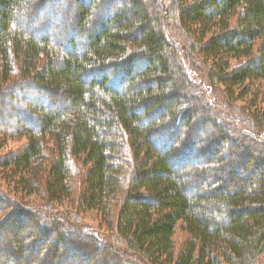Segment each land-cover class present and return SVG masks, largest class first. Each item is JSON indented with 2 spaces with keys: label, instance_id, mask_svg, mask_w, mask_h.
<instances>
[{
  "label": "trees",
  "instance_id": "16d2710c",
  "mask_svg": "<svg viewBox=\"0 0 264 264\" xmlns=\"http://www.w3.org/2000/svg\"><path fill=\"white\" fill-rule=\"evenodd\" d=\"M83 2L0 0L1 112L15 106L41 125L39 132L24 130L28 145L5 157L15 186L43 202L26 209L0 192V240H16L1 245L8 247L9 264L26 255L22 264H59L65 257L64 264H258L264 172L256 176L254 167L264 168V136L214 112L203 91L206 106L196 104L165 23L182 32L191 57L212 62L205 76L212 88L241 87L264 79V0H174L169 12L158 0ZM74 3L73 37L63 12ZM229 59L247 62L231 68ZM30 96L55 107L34 106ZM201 120L202 135H196ZM211 121L214 127L204 132ZM257 122L264 131V108ZM172 126L177 131L165 146ZM214 140L228 162L201 163L212 154L203 156L200 146ZM241 151L250 153L245 168L235 163ZM196 168L217 175L186 185ZM233 175L244 181L231 184ZM76 180L84 182L77 192ZM53 202H77L76 214L99 212L109 238L84 228L74 213L69 220L52 214ZM14 219L24 223L22 232ZM178 228L188 234L179 250ZM24 233L32 237L26 243L18 239ZM31 252L37 255L30 258Z\"/></svg>",
  "mask_w": 264,
  "mask_h": 264
},
{
  "label": "rangeland",
  "instance_id": "374dc122",
  "mask_svg": "<svg viewBox=\"0 0 264 264\" xmlns=\"http://www.w3.org/2000/svg\"><path fill=\"white\" fill-rule=\"evenodd\" d=\"M85 2H83L84 4H87V0H84ZM123 1V0H120ZM174 0H158V2L163 3V5L167 6V11L169 12L173 5ZM125 2V0H124ZM181 2V1H179ZM71 7V6H70ZM174 7V6H173ZM111 10L117 8L114 6L113 7H109ZM70 12L69 13H65L63 12V16L64 19L70 16V22L71 26L68 28V36H76L77 34V24H78V20L76 18H72L71 19V15L77 14L78 12V5L76 3L73 4V8L69 9ZM51 17L49 16L50 19ZM46 19V20H47ZM69 19V18H68ZM165 22H167V20H165ZM165 29L167 31V35L168 37L174 42V46H178L181 56L183 55V61H185V65L188 69H186V71L188 72V75L190 77L189 81H191L192 84V88H191V92H193V90L195 91V93L193 94L194 100L196 102L197 105H199V107H205L206 105L204 104V99L199 98L201 94V92H205L206 97L209 99L210 103H213V110L215 111H222L221 113L226 117V118H230L234 123V125H236L238 128H241L242 130H249L251 132H254L257 135L260 136H264V131L262 130L261 132V128L258 126V119L262 117V113H263V108H264V79H259V80H253L251 82H246L245 85L239 87V86H226L223 84H217L215 88H212V85L210 83V81H208L207 74L209 72V69H214V66L212 64L211 61H205L204 57H201L200 59H196L190 56V50L191 47L186 43H184V35L182 34V32L178 29V27H174L173 23H170L169 25L165 23ZM95 31V29H93ZM44 31V29H40V32L42 33ZM67 36V37H68ZM209 37V36H208ZM196 37H194L195 39ZM194 39L192 40V45L196 44L197 42H194ZM78 42V40H77ZM79 44V42H78ZM191 45V46H192ZM70 53H72L74 50L69 49ZM196 51V50H195ZM194 50H192L193 55L194 56H198L197 51L195 52ZM190 57V58H189ZM196 59V60H195ZM226 61V60H224ZM208 63L207 65L204 63ZM247 61H245L244 59L240 60V61H236V60H230L229 59V63H230V67L231 68H236L238 67L240 64H244ZM206 76V77H205ZM115 77H112L111 79V85L113 86L114 89L117 90H121V86H119V84H115L114 81ZM21 96V95H20ZM35 96L37 97V94H35ZM19 97V96H18ZM183 97L184 99H186L187 97L184 96H180ZM192 97V95H191ZM21 98V97H20ZM189 99V98H188ZM201 101H198V100ZM27 100V99H26ZM28 101V100H27ZM29 103L33 104L34 106H44L45 108H47V110H51V108H54L55 105L52 106V103L49 99L47 98H43L42 99H37L34 97H29ZM1 107V104H0ZM218 108V110H217ZM1 110H3V108H0V127H2L4 130H1L0 132V192L3 193V191L8 194L9 196H11V199L13 202H17L18 205L23 206L26 209H31V210H35L37 208V206H40L43 204L42 200L35 194L31 195V196H27L26 192L21 191V189L17 186H15L14 183V177L12 176V172H11V168L10 169H6L4 167V163H5V157L13 154L23 148H25L28 143H29V138L27 136H25V132L23 133L24 130H28V129H32L36 132H39V129L41 128V125L35 122V120L33 119L34 117L31 116L29 113H27L26 111H20L22 110L21 108H17L15 109L14 107H10L7 108V110H4V112H1ZM2 113V115H1ZM155 115V114H154ZM18 119V121H22L23 126H17V122H16V118ZM219 117V116H218ZM215 118V116H214ZM217 118V117H216ZM218 122L222 123L221 120H217ZM204 120H201L199 123L196 124V129L195 132L197 133L196 135H202V132L200 133V131L198 132V130H200L202 128V125H204ZM35 124L34 126H29L28 124ZM212 123V121H211ZM211 127H214V123H212L211 125L209 124V126H207L204 130V132H206L207 130H210ZM170 128V127H169ZM171 129H169L167 131V138H165L166 144L165 146H167L169 144V141L171 140L172 134L174 135L177 131L176 127H171ZM1 129V128H0ZM19 131V132H17ZM32 132V131H31ZM209 132V131H208ZM191 134V132L189 133V135ZM192 135L195 137V135L192 133ZM204 135V134H203ZM264 139V137H263ZM192 143V142H191ZM213 144V146L208 147V144L206 145V147L200 146L201 149V153H203V156H206L207 154H212V156L201 160V163H206V162H211L214 161L216 157H221L224 161L228 162L230 155H226L225 153H223L222 155H220L217 152V144L214 145L216 142L215 140L211 142ZM220 144V143H218ZM220 148H228V149H232L233 147L231 146H227V144H221L219 145ZM261 148V147H259ZM260 150V149H259ZM248 154L250 153H244L243 151L239 152L238 154V160L235 162L237 163V167H242L244 165H247L246 162H248ZM220 159V158H217ZM193 162H189L186 163V165L184 167H188V165H191ZM199 163V160H198ZM246 163V164H245ZM227 165V164H226ZM225 165V166H226ZM257 166V165H256ZM254 167L256 169L255 175L256 176H261L264 172V168H262L261 166L259 167ZM252 166H250L251 168ZM225 168V167H222ZM240 170V169H239ZM13 171V170H12ZM231 171V170H228ZM205 174L204 170H199L196 168V170L191 174V177L194 176L193 178L190 177V179H187L186 181V185L188 186H193L196 183L199 182L200 178L203 177V175ZM217 174L213 175L216 176ZM76 176V175H75ZM204 176H206L207 180H209L210 178H213L212 176H210L209 173L205 174ZM253 177V176H252ZM251 177V178H252ZM239 177L238 175H233L232 178L230 179L231 184H234L236 182V184H241L242 178ZM258 178V177H257ZM17 182V181H16ZM80 183L81 186H83V183L81 180H76L75 181V188L74 191L77 192V186ZM230 189H233L234 187H232V185H229ZM14 187H16L15 190ZM36 205V206H35ZM77 205L78 203L75 202V205L73 204H69L68 202H64L62 204H57L56 203H52L51 204V210H52V214H57L59 216H62V219L65 220H69L70 215L71 214H75L77 216V218L79 219L81 225L84 228H94L96 229V231H100L101 233L104 234V236H108L107 238H109V234H108V227L105 224L104 220L102 219L101 215L99 212L97 211H88V212H84V213H77ZM35 206V207H34ZM1 220H2V216H0V224H1ZM14 222V226H15V230L16 232L20 231L21 228L24 229V223H22L21 221H15V219L13 220ZM29 223V222H28ZM27 223V224H28ZM10 228V226L8 227ZM7 228V229H8ZM34 231H36L35 228H33ZM97 231V232H98ZM22 232V230H21ZM2 233V232H0ZM7 235H11V234H7ZM188 237V234L185 233L181 228H178L176 231V235H175V245H176V249L179 250L180 248L183 247L186 239ZM19 241L26 243L27 241L31 240V234L30 233H24V235L21 237V235L19 236ZM16 240H0V264H9L8 259L11 258V255L8 253V251L6 250L10 244H12L13 242H15ZM115 241V239H114ZM5 243L6 246L8 247H1L2 243ZM3 243V244H4ZM59 247V246H57ZM49 248H54V244L49 247ZM60 248V247H59ZM61 250V248H60ZM67 250V249H66ZM51 253H53V250L50 249ZM64 251V246H62V252ZM36 252H31V255H29L30 258L35 257ZM62 257V256H61ZM19 260L15 261L17 264H22V262L28 258V255L25 256H19L18 257ZM61 259V258H60ZM67 263V259L65 257V259L63 258L61 260V262L59 264H64ZM258 264H264V256H262L259 259Z\"/></svg>",
  "mask_w": 264,
  "mask_h": 264
}]
</instances>
